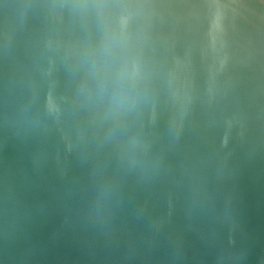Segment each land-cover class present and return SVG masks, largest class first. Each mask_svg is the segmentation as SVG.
<instances>
[{"label": "water", "instance_id": "water-1", "mask_svg": "<svg viewBox=\"0 0 264 264\" xmlns=\"http://www.w3.org/2000/svg\"><path fill=\"white\" fill-rule=\"evenodd\" d=\"M0 264H264V0H0Z\"/></svg>", "mask_w": 264, "mask_h": 264}]
</instances>
